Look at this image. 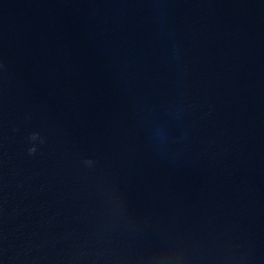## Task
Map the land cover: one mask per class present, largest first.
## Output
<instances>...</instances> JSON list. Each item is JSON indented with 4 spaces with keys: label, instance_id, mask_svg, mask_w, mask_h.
<instances>
[{
    "label": "water",
    "instance_id": "1",
    "mask_svg": "<svg viewBox=\"0 0 264 264\" xmlns=\"http://www.w3.org/2000/svg\"><path fill=\"white\" fill-rule=\"evenodd\" d=\"M0 264H264V0H0Z\"/></svg>",
    "mask_w": 264,
    "mask_h": 264
}]
</instances>
